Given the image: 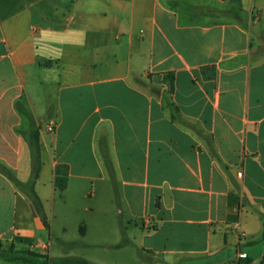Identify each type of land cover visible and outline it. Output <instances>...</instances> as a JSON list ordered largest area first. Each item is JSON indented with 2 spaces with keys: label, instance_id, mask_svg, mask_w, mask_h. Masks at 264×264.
I'll list each match as a JSON object with an SVG mask.
<instances>
[{
  "label": "crops",
  "instance_id": "obj_1",
  "mask_svg": "<svg viewBox=\"0 0 264 264\" xmlns=\"http://www.w3.org/2000/svg\"><path fill=\"white\" fill-rule=\"evenodd\" d=\"M19 1L0 2V160L27 183L39 133L49 228L0 173L1 250L52 257L56 218L80 228L60 245L141 264H264V0Z\"/></svg>",
  "mask_w": 264,
  "mask_h": 264
},
{
  "label": "trees",
  "instance_id": "obj_2",
  "mask_svg": "<svg viewBox=\"0 0 264 264\" xmlns=\"http://www.w3.org/2000/svg\"><path fill=\"white\" fill-rule=\"evenodd\" d=\"M173 89V88H172ZM16 107L24 116L30 118L29 113L20 106V102H16ZM34 145H32V175L27 183L20 182L13 170L7 166L3 161L0 160V173L7 177L16 187L23 191L32 201L34 208L44 225L49 228L46 221V216L44 214V208L42 201L35 190V181L40 170V145H39V133L36 131L33 133ZM56 184L61 190L65 189L67 186V169L61 172V168L57 169ZM0 255H2L7 261L15 262L21 261L26 264H94L93 262L78 258V257H61L53 258L48 254H41L30 249H16L13 244H11L7 249H0ZM249 264V262H246Z\"/></svg>",
  "mask_w": 264,
  "mask_h": 264
},
{
  "label": "rangeland",
  "instance_id": "obj_3",
  "mask_svg": "<svg viewBox=\"0 0 264 264\" xmlns=\"http://www.w3.org/2000/svg\"><path fill=\"white\" fill-rule=\"evenodd\" d=\"M4 0H0L2 2ZM10 5H8L10 9H16L20 8V1L19 0H9ZM2 8V7H0ZM7 8V7H6ZM36 9H39V7H36ZM46 124L45 122H42V128H44ZM36 128V126H35ZM32 145H34V137L31 136ZM59 192V190H58ZM73 202H76L73 200ZM48 206H51L50 202H48ZM60 207V201L57 200V204L54 206L55 210L58 211V208ZM54 222V230L51 232L47 231L46 235L51 237V240L53 241V245L50 251V254L53 258L63 257V256H86V259L89 261H92L94 264H111L114 263H121V264H141V259L134 260L132 256L130 255H122L119 257V255H114L113 253L106 252L105 249L102 248H85L80 246H62L59 244L56 237H66L69 239V241H73L76 239H79L80 236V228L79 227H69V229L66 232H62L59 230V225L57 223V219H53ZM93 234V233H92ZM1 249V248H0ZM0 264H26L21 261L16 262H10L6 260H0Z\"/></svg>",
  "mask_w": 264,
  "mask_h": 264
},
{
  "label": "built area",
  "instance_id": "obj_4",
  "mask_svg": "<svg viewBox=\"0 0 264 264\" xmlns=\"http://www.w3.org/2000/svg\"><path fill=\"white\" fill-rule=\"evenodd\" d=\"M48 130L53 131L54 127L52 125H50L48 127ZM238 176H242V172H239ZM247 259H248V254L244 253V252H240V253H238L237 258L233 262H231L230 264H247L246 263Z\"/></svg>",
  "mask_w": 264,
  "mask_h": 264
}]
</instances>
